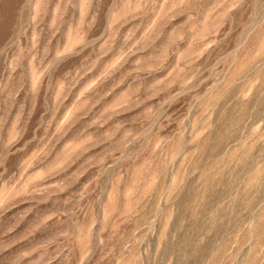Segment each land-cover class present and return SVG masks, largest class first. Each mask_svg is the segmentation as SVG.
<instances>
[{
    "label": "rangeland",
    "instance_id": "obj_1",
    "mask_svg": "<svg viewBox=\"0 0 264 264\" xmlns=\"http://www.w3.org/2000/svg\"><path fill=\"white\" fill-rule=\"evenodd\" d=\"M0 264H264V0H0Z\"/></svg>",
    "mask_w": 264,
    "mask_h": 264
}]
</instances>
